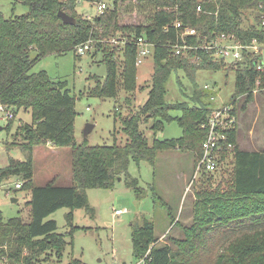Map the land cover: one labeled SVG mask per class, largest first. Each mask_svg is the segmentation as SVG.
<instances>
[{
    "label": "trees",
    "instance_id": "16d2710c",
    "mask_svg": "<svg viewBox=\"0 0 264 264\" xmlns=\"http://www.w3.org/2000/svg\"><path fill=\"white\" fill-rule=\"evenodd\" d=\"M17 1L28 6L27 13L6 17L0 11V103L30 111L32 123H24L19 128L21 141L6 144L8 150L21 149L26 157H10L8 165L0 167V184L13 176L22 178L21 188L31 191L32 219L25 221L17 216L5 220L0 210V264H61L67 247L73 245L74 233L80 228L73 222L74 210L89 208L85 189L112 188L119 178L126 177L127 185L140 196L143 188L139 179L129 172L131 162L140 165L147 161L156 166L159 152L169 149L191 152L196 168L207 136L201 125L208 120L212 106L211 91L199 84V71H234L231 102L237 106V99L245 96L241 109H246L253 100L257 87L260 91L264 89V73L255 67L227 66L222 61L212 60L209 52L200 50L176 55L173 45L180 37L174 23L181 21L203 34L235 32L250 40L261 33L254 25L245 29L242 24L250 12L264 5V0H136L137 7L147 12V21L129 24L121 22L118 0H114L113 8H107L93 19L79 15V0ZM129 2L127 8L133 10L136 5L132 0ZM199 3L203 4L202 11L197 10ZM60 10L74 16L77 22L64 23L58 15ZM116 32L125 40L122 71L115 57L116 47L108 43ZM141 36L154 43L150 56L154 60V72L147 99L120 115L126 142H118L119 131L115 130L112 145H91L87 140L79 144L75 134L77 96L71 93L66 82L54 81L47 71L32 72L33 66L49 54L73 50L81 57L77 47L91 40L96 50L104 52L102 61L107 64V75L104 80L98 79L89 93L101 98L113 97L121 80L125 91L134 92L139 89L136 40ZM187 39L198 43V36ZM179 42L182 43V39ZM196 54L199 58L194 60ZM180 71L192 84L193 91L187 93L178 74L180 92L185 99L169 102L168 83L172 75ZM172 111L178 115L174 116ZM13 120L6 126L8 132ZM150 120H153L150 128L154 133L163 129L165 123L176 120L183 134L165 140L154 138L150 143L141 127ZM238 131L239 128H235L231 133L235 142L232 159L226 160L215 172L204 171L198 176L203 181L219 177L221 180L215 189L211 185L204 186L203 182L197 190L194 224L184 225V237L174 239L176 248L167 243L158 244L153 221L143 218L132 223L133 254L138 260L143 258L145 264H195L213 247L216 264H264V151L239 148ZM48 142L71 148V184L59 185L54 181L40 186L34 184V150ZM229 162L230 168L227 167ZM155 196L161 200L160 205H169L160 195ZM65 207L70 209L69 228L60 232L57 221L47 218ZM167 208L171 223L179 224L173 211ZM70 264L84 262L73 256Z\"/></svg>",
    "mask_w": 264,
    "mask_h": 264
},
{
    "label": "rangeland",
    "instance_id": "374dc122",
    "mask_svg": "<svg viewBox=\"0 0 264 264\" xmlns=\"http://www.w3.org/2000/svg\"><path fill=\"white\" fill-rule=\"evenodd\" d=\"M110 8H113L114 0H104ZM130 0L122 2L118 0L121 11L122 23H146L147 12H142L137 7L136 0L134 9H128ZM98 0H81L78 2L77 11L80 16L93 19L97 13ZM128 9V10H127ZM28 6L22 1L0 0V11L6 17L22 15L27 13ZM149 13V12H148ZM121 35V36H120ZM112 38V39H111ZM109 45H115V57L119 63V71H122L123 59V35L117 33L109 38ZM117 39L118 42H115ZM105 41V40H104ZM108 41V39L106 40ZM112 47V46H111ZM104 52L92 47L81 57L75 51L63 54H49L36 62L32 72L45 70L50 77L58 82H66L67 87L76 99V122L75 134L80 144L84 140L91 145H112L114 131L118 142L125 143L126 136L122 132V121L120 115L137 108L147 99L152 84L154 72L153 57H149L138 67V88L134 92H127L121 84L117 86V94L113 97L101 98L91 95L89 90L98 79L104 80L107 75V64L102 61ZM181 78L187 93H192L193 86L184 76L182 71L174 73L168 83L169 102L182 101L185 97L180 92L177 75ZM199 84L217 86L219 100L228 101L232 97L235 84V72L220 70L212 72L201 70L198 73ZM142 87L144 88L142 90ZM127 97V101H126ZM245 96L237 99L239 106V131L238 145L243 150L264 151V89L254 91L253 100L247 104L246 109H241ZM130 99V102H128ZM13 120L11 131L6 126L9 121L0 115V167L9 163V158L25 159L26 154L19 148L8 150L6 144L12 141H21L22 132L19 128L24 123H32L30 111L17 110ZM174 116L178 112L172 111ZM153 120L142 124V129L149 137L150 143L154 138L161 140L177 138L182 136L183 129L176 120L165 123V127L154 133L150 128ZM88 124H94V129L88 135L84 130ZM8 141V142H7ZM231 162V161H230ZM230 162L227 167L230 168ZM34 176L36 186L45 185L54 181L59 185H69L72 182V153L70 147H57L48 142L35 147L34 150ZM194 155L189 151L169 149L159 152L157 165L153 166L147 161L140 165L131 162L129 172L131 176L139 179V185L143 188L142 194L138 196L135 190L127 185V178L122 177L116 181L112 188H88L85 193L89 198V208L83 207L74 210V224L80 228L74 233L73 245L68 246L65 258L61 264H70L73 256L80 258L84 264H145L143 258L139 260L133 254L132 247V223L147 218L156 224V236L159 237L158 244H169L176 248L174 239L184 237V225L194 224V203L197 190L205 185H211L212 189L220 182V177L212 180H202V177L194 179L195 168ZM228 172V171H227ZM226 175V173H225ZM23 182L19 176H13L0 184V210L5 220L12 217H23L30 221L31 191L24 188H16L15 184ZM204 182V183H203ZM210 182V184H209ZM203 183V184H202ZM160 195L173 211V215L179 224L171 223L168 217V208L160 205ZM127 210L119 215L115 210ZM69 208H61L51 214L47 219H55L59 225V231L65 232L69 228L67 214ZM178 248V246H177ZM203 253L195 264H216V250ZM219 252V250H217ZM72 253V255H71Z\"/></svg>",
    "mask_w": 264,
    "mask_h": 264
},
{
    "label": "built area",
    "instance_id": "2783aa9c",
    "mask_svg": "<svg viewBox=\"0 0 264 264\" xmlns=\"http://www.w3.org/2000/svg\"><path fill=\"white\" fill-rule=\"evenodd\" d=\"M107 8H110V6L104 0H98L97 13L99 15L104 13ZM203 9V4L199 3L197 10L202 11ZM215 14L218 15V11ZM248 16L245 18L242 27L246 29L254 25L261 33V35L254 36L250 40L238 36L235 32L212 31L203 34L195 27L176 21L174 26L178 29L179 39H182L183 42L181 43L177 39V42L173 45L174 53L176 55H188L191 50H200L209 52L212 60L222 61L227 66H252L264 73V5L260 4L256 11L250 12ZM168 27L166 26V29ZM188 36H198V43L189 42ZM114 41L118 42L117 39H114ZM124 43L125 40L122 41V44ZM136 44L138 46L136 64L140 66L153 55L154 43L148 37L141 36L137 38ZM92 47L90 40L78 46L77 53L80 55L85 54ZM197 58H199L198 54L193 57L194 60ZM204 88L211 91L209 100L212 106L210 107L208 120L201 125L207 131V136L202 143L203 154L196 165L191 183L204 171L215 172L226 160L232 159L235 142L231 138V133L235 128H239V106H235L231 102V98L228 101L219 103L217 86L205 84ZM258 89L257 87L254 91ZM0 115L1 118L8 121L14 119L17 115L15 106L0 103ZM21 185L22 183L19 182L15 184V187L21 188ZM126 211V209H118L115 210V213L121 215Z\"/></svg>",
    "mask_w": 264,
    "mask_h": 264
},
{
    "label": "water",
    "instance_id": "95a60500",
    "mask_svg": "<svg viewBox=\"0 0 264 264\" xmlns=\"http://www.w3.org/2000/svg\"><path fill=\"white\" fill-rule=\"evenodd\" d=\"M59 17L63 20L64 23L66 24H75L77 22V19L68 14L67 12L60 10L58 13ZM0 129H2V127H0ZM94 129V124H88L84 130V134L88 135L89 133H91Z\"/></svg>",
    "mask_w": 264,
    "mask_h": 264
}]
</instances>
